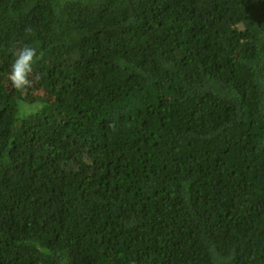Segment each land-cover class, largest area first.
<instances>
[{"label": "trees", "instance_id": "trees-1", "mask_svg": "<svg viewBox=\"0 0 264 264\" xmlns=\"http://www.w3.org/2000/svg\"><path fill=\"white\" fill-rule=\"evenodd\" d=\"M0 264H264V0H0Z\"/></svg>", "mask_w": 264, "mask_h": 264}, {"label": "clouds", "instance_id": "clouds-1", "mask_svg": "<svg viewBox=\"0 0 264 264\" xmlns=\"http://www.w3.org/2000/svg\"><path fill=\"white\" fill-rule=\"evenodd\" d=\"M14 56L7 79L12 87L23 90L30 85L29 77L33 71V64L42 57V53L38 54L37 49L24 46L17 50Z\"/></svg>", "mask_w": 264, "mask_h": 264}, {"label": "rangeland", "instance_id": "rangeland-1", "mask_svg": "<svg viewBox=\"0 0 264 264\" xmlns=\"http://www.w3.org/2000/svg\"><path fill=\"white\" fill-rule=\"evenodd\" d=\"M102 129H103V128H102ZM102 129H101V130H102Z\"/></svg>", "mask_w": 264, "mask_h": 264}]
</instances>
